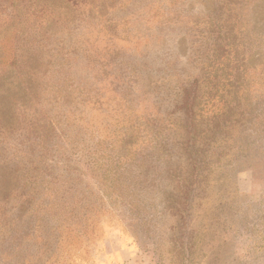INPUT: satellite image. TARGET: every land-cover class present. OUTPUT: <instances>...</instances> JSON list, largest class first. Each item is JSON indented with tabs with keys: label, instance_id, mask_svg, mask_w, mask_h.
Returning a JSON list of instances; mask_svg holds the SVG:
<instances>
[{
	"label": "rangeland",
	"instance_id": "rangeland-1",
	"mask_svg": "<svg viewBox=\"0 0 264 264\" xmlns=\"http://www.w3.org/2000/svg\"><path fill=\"white\" fill-rule=\"evenodd\" d=\"M0 264H264V0H0Z\"/></svg>",
	"mask_w": 264,
	"mask_h": 264
}]
</instances>
